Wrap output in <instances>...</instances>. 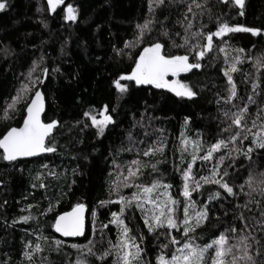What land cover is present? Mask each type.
I'll return each instance as SVG.
<instances>
[{"label": "trees", "instance_id": "trees-1", "mask_svg": "<svg viewBox=\"0 0 264 264\" xmlns=\"http://www.w3.org/2000/svg\"><path fill=\"white\" fill-rule=\"evenodd\" d=\"M4 2L7 7L0 11V138L10 127L21 124L25 101L17 104V111L10 110L6 120L3 110L22 85L42 79L44 69H47V76L41 86L45 99L42 120L45 123L55 120L58 126L46 141L55 146L54 153L31 160H0V264H76L80 251L71 248V244L84 246L92 241L91 247L97 256L111 248L120 235L119 227L110 223L114 219L111 214H120L121 205L107 202L119 199L116 194L110 195V190L122 183L129 166L136 167L131 164L133 160L147 165L141 169L136 183L151 186L156 181L160 185H171L167 190L158 187L152 196L166 199L162 194L167 191L176 199L177 220H182L184 215V198L179 194L183 186L182 172L188 163H193L191 175L199 181L201 188L192 193L191 199L197 210L205 203L209 209V219L192 234L201 246L221 233L232 236L231 231H226L232 227L238 229V235L242 227L238 219L241 212L246 218H260L264 196L258 192L253 196L259 205L250 204V211L238 209L236 205L244 204L248 199L244 193L249 191L246 181L250 177L254 186L264 181V149H255L250 160L237 153H232L235 159L230 158L226 155L228 149L223 147L213 152L210 160L200 157L217 140L227 139L230 135L223 131L231 123L225 119V111L235 112L248 104V126L251 127V120L258 114L262 119L257 124L264 122V112L258 113V109H264V67H254L256 58L264 54V0H244L240 9L231 1L207 0L202 15L201 9L193 8L195 16L187 13L191 0H165L151 13L149 0H63L51 14L47 12L45 0ZM198 2L204 3V0ZM68 5L76 9L75 22L63 19ZM185 14L193 22L187 33L188 44L173 47V41L184 43ZM145 20L152 21V30L145 33L141 43L125 48L126 41L135 42L136 26L144 24ZM218 23L256 28L260 32L257 36L229 33L221 38L213 37L211 51L197 61L194 53L207 41L204 36H192V33L199 31L207 35L209 30H216ZM162 30L168 35H161ZM153 42H161L165 54H187L190 62L202 65L175 77L196 93L192 99L178 98L150 85L137 87L134 83L123 98L116 92L113 82L121 75L129 74L139 52ZM194 45L200 47H192ZM238 49L244 51L237 52ZM238 55L242 61L237 64L238 71L231 73L237 94L230 103H225L230 86L224 70ZM34 64L36 68L32 71ZM122 83L129 84L128 81ZM253 83L257 85L255 90ZM38 87L40 84L35 88L30 85L31 90L26 96L31 97ZM250 95L255 103H248ZM105 105L114 123L98 136L84 113L95 115ZM113 107L115 111H111ZM232 127L231 134H235V126ZM251 139L249 136L244 140L242 150L251 145ZM150 147H162L163 151L145 157L143 153ZM193 154L197 156L195 162L192 161ZM221 156L225 159L217 171L220 175L225 170L228 172L224 179L234 188L235 197H228L218 185L206 184L200 179L211 177ZM152 164H156V171L150 167ZM41 183L46 187L41 188ZM240 185H245L243 190ZM140 191L135 187H121L119 194L131 198L133 193ZM216 191L221 196L209 201V195ZM102 201L106 203L101 204ZM50 203L54 210L42 215ZM76 203L84 204L87 209L85 236L79 240H63L55 235L51 224L56 215L70 210ZM144 207L150 216L148 204ZM22 216L31 218L25 222L20 220ZM120 218L129 228V235L140 245L143 264H157L159 255L170 259L175 250L170 244L172 236L184 239L180 234L182 228L173 229L172 236L167 235L166 227L149 233L142 210L136 208L135 202L126 207ZM254 234L262 246L257 264H264V233ZM55 240L63 242L60 251L55 250ZM36 244L42 251L34 253L29 261L24 252H31ZM165 244L169 247L162 248ZM81 258L88 264H113L112 256H106L104 260H97L92 255Z\"/></svg>", "mask_w": 264, "mask_h": 264}, {"label": "snow or ice", "instance_id": "snow-or-ice-1", "mask_svg": "<svg viewBox=\"0 0 264 264\" xmlns=\"http://www.w3.org/2000/svg\"><path fill=\"white\" fill-rule=\"evenodd\" d=\"M204 3L198 2V0H191V3L187 6V13H192L193 16L196 15L193 12V8L201 9V15L203 14ZM220 2H227V0H220ZM238 7H243L244 0H231ZM63 3V0H47V12L49 14L56 11V9ZM165 3V0H149V12H153L154 8L160 7ZM7 7L4 0H0V11L5 10ZM243 15V13H240ZM63 19L67 21L75 22L77 20L76 9L72 5H68L64 9ZM184 20L187 21V27H185V37H183V44H176L173 41V47H184L188 44L187 33L193 27V22L188 18V15H184ZM152 21L145 20L144 24H138V33L135 36V42H125V48L134 47L135 44L141 43L146 32H150L152 29L150 27ZM183 26V22H181ZM203 27V25L201 26ZM260 30L256 28L244 27V26H229L227 23H218L215 31L209 30L207 35L197 31L193 32L192 36H204L207 43L202 46V48L194 53L197 61L201 60L205 53L211 51L213 47V37L221 38L229 33H250L252 36H257ZM161 35L167 36L168 32L162 30ZM192 47L199 48V45H194ZM164 45L161 42H153L149 46L143 47V50L139 52L138 57L134 59V67L129 74L121 75L117 80L113 82V86L120 97L127 93L130 89L132 83L137 87L150 85L155 89H164L167 92L174 94L178 98L192 99L196 93L184 83L176 80L175 77L179 73H187L193 69H199L202 67L200 63H192L189 61V56L185 55H174L165 54L163 52ZM221 52L224 51L223 48L220 49ZM243 49H238L237 52H243ZM120 54V53H118ZM242 61L241 56H236L234 62L224 70V75L227 78V83L230 86L228 88L229 95L225 100V103H230L234 97H236V85L233 82V77L231 73L237 72V64ZM254 67L259 69L264 67V54H261L256 58ZM35 64L32 71H35ZM45 75L47 74V69L43 70ZM31 76V72L29 73ZM172 77L173 79H168ZM122 81H128L129 84H124ZM44 83L43 79H37L36 81L29 82V85H22L21 89L18 90L17 95L11 98V103H9L3 110V119H8L11 112H15L16 108L22 100L25 101V112L26 115L22 117V126L10 127L2 138H0V160L4 162H13L19 158L34 157L41 153H54L56 148L54 145L46 143V137H50L53 129L57 126V121L52 120L51 122L44 123L41 121V113L44 111V98L40 90H35L34 96L28 97L26 93L35 88L36 84ZM31 85V88H30ZM253 90L257 88L255 83L252 84ZM30 101V102H27ZM248 103H255L253 96L248 97ZM115 111V107L111 109ZM248 112V104L240 107L235 112L225 111L223 113L226 120H230L231 123L223 129V131L229 132L230 135L227 139H219L216 143L212 144L208 149L207 153L200 157L205 161L212 158L213 152L219 151L222 147L227 148L228 151L226 155L230 158L235 159L232 153H237L243 156L245 159H251V153L255 149H264V122L257 124L258 120H261V116L258 114L255 118L251 120V127L246 123ZM264 112V109H258V113ZM84 116L91 121V127L96 129L97 135H103L105 129L108 125L114 123L113 117L109 113V108L105 105L101 110L93 115L91 112H85ZM235 126V134H231L233 127ZM256 129V131H253ZM249 136L252 137L251 145L246 149L242 150V145L244 140H247ZM242 137V138H241ZM238 138H240L238 140ZM196 143V142H192ZM240 146H237V145ZM231 145V147H229ZM163 148H148L144 151L143 155L148 157L149 155H154L157 152H162ZM197 156L192 155V161L195 162ZM225 156H221L217 164L211 171V177H200L201 180L206 184L218 185L223 192L227 194L228 197H235L237 193L234 188L224 179L228 175L225 170L223 175L217 171L220 164L223 163ZM159 163V161L157 162ZM132 165L136 167L133 168L129 166L128 174L123 177V181L120 184H116L110 190L111 194H116L119 199L116 201L109 200L107 203H119L121 205L120 214L113 212L111 215L114 218L110 223L116 224L120 229V235L117 238V242L111 246V248L105 250L104 253L96 255L93 251L91 245L92 241H89L88 245H78L71 244L70 247L80 251V257L77 258L76 264H88V262L81 257L83 256H96L97 260H104L106 256L113 257V264H143L142 261V249L140 245L136 242V239L129 235V228L125 225V221L120 218L123 215L126 207H130L133 202L137 209L142 210V216L144 218V225L149 233L155 232L158 228L166 227L169 231L168 236H172V230L177 229L181 236L184 237L183 240H178L176 237L172 236L170 244L175 249L172 252L171 258L166 259L164 255L157 256V264H257V257L261 255V241L254 234L255 232L264 233V210L260 212V218L255 217H245L243 212L239 215L238 219L241 221L242 227L239 229V234L236 235L238 229L232 227L226 231H231L232 236H227L225 233H221L218 237L211 239L210 242L205 243L203 246L196 243V237L192 235L195 233L196 229L201 227L209 219V209L205 203L204 207L197 210V205L192 197L194 191H199L201 184L192 178L191 172L193 168V163H188L187 168L182 172L183 186L180 191V196L184 198L183 200V219L177 220L175 218V211L177 200L173 199L168 195L167 191L163 192V196L166 199H160L159 197H153L152 193L158 188L162 187L167 190L171 187L169 184L160 185L159 182L154 181L151 186H144L136 183L135 181L139 179V174L141 169L147 165H143L138 160H133ZM47 167V165H44ZM153 171L157 170L156 164L150 165ZM55 175V173H50ZM264 175V173H262ZM218 177V178H217ZM194 184L195 187H190ZM249 191L245 192L244 195L248 197L244 204H237L238 209H249V205L252 203H257L254 200V193H259V195L264 196V181L260 182V185L254 186L251 177L246 181ZM41 188L46 187L45 184L41 183L39 185ZM245 185H240L243 190ZM121 187L132 188L135 187L140 192L133 193L131 198H126L119 194V189ZM142 193V194H141ZM221 196L219 191L211 193L208 200L211 201ZM106 202L102 201L101 204ZM145 204L151 205V215H148V209L144 206ZM31 205L29 209H31ZM191 209V211H190ZM54 210V205L49 204V207L42 213V215H47L48 212ZM84 213L85 205L82 203H76L71 207L70 211H65L59 215L55 216L54 223L51 224L52 229L62 237H77L84 233ZM93 217L96 216L95 211L92 213ZM30 216L20 217L21 221H27ZM195 221L193 223L192 221ZM254 221V223H250ZM17 221H13L16 223ZM104 227H107L105 225ZM140 241H143V236H140ZM235 242H232V241ZM63 242L61 240H55L54 244L57 246L56 251H60V245ZM177 245H179L177 247ZM255 246V247H254ZM31 247V246H28ZM169 247L168 244L162 245V248ZM42 251L41 246L36 244L32 251H25L24 257L29 261H32L33 254ZM43 259L47 260V257Z\"/></svg>", "mask_w": 264, "mask_h": 264}, {"label": "water", "instance_id": "water-1", "mask_svg": "<svg viewBox=\"0 0 264 264\" xmlns=\"http://www.w3.org/2000/svg\"><path fill=\"white\" fill-rule=\"evenodd\" d=\"M46 1V3H47V0H45ZM227 1H231V0H227ZM235 5V4H234ZM236 6V5H235ZM238 9H240L241 7H238V6H236ZM180 74V73H179ZM46 76H47V74L45 75V73H43V76H42V79H43V81L45 82V80H46ZM43 84L44 83H42V84H40V87H38L37 89L38 90H40L41 91V93H42V90H41V86H43ZM36 89V90H37ZM35 93V92H34ZM32 96H34V94L32 95ZM42 97L44 98V95H43V93H42ZM30 102V101H29ZM44 111H45V99H44ZM44 111L41 113V121L43 122V120H42V116H43V114H44ZM24 115H26V112H25V114ZM22 123H23V120H22V122H21V124L19 125V126H22ZM45 123V122H44ZM57 126H58V123H57ZM56 126V127H57ZM55 127V128H56ZM54 128V129H55ZM54 129H53V131H54ZM7 132V131H6ZM5 132V133H6ZM52 134H53V132L50 134V136H52ZM2 138V137H1ZM49 137H46V141H47V139H48ZM45 141V142H46ZM47 154H49V153H41V154H39V155H37V156H34V157H27V158H19L18 160H31V159H34V158H37V157H40V156H44V155H47ZM17 161V160H16ZM13 162H15V161H13ZM71 210V209H70ZM70 210H68V211H70ZM86 214H87V209L85 208V213H84V226H85V231H84V233L82 234V235H80V236H77V237H62V236H60L58 233H56L54 230H53V232L55 233V235H57L59 238H61V239H63V240H79V239H82L84 236H85V233H86Z\"/></svg>", "mask_w": 264, "mask_h": 264}, {"label": "rangeland", "instance_id": "rangeland-1", "mask_svg": "<svg viewBox=\"0 0 264 264\" xmlns=\"http://www.w3.org/2000/svg\"><path fill=\"white\" fill-rule=\"evenodd\" d=\"M169 79H173L172 77H170ZM176 79V78H175ZM164 199V198H163ZM149 206V210L151 211V205H148ZM192 222H195L194 220Z\"/></svg>", "mask_w": 264, "mask_h": 264}]
</instances>
